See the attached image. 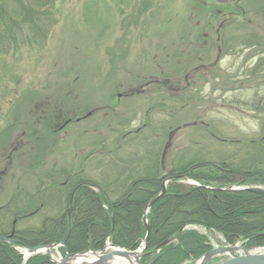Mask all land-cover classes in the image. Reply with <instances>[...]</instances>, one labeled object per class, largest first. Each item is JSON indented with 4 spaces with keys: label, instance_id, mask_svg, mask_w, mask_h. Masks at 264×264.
I'll list each match as a JSON object with an SVG mask.
<instances>
[{
    "label": "rangeland",
    "instance_id": "374dc122",
    "mask_svg": "<svg viewBox=\"0 0 264 264\" xmlns=\"http://www.w3.org/2000/svg\"><path fill=\"white\" fill-rule=\"evenodd\" d=\"M58 10V22L43 49L26 47L4 61L9 76L0 79V207L30 200L34 211L36 194L41 195L48 182L60 187L68 174L80 169L95 175L90 153L114 147L122 131L164 115L173 101L183 104L182 112L192 114L191 119L229 134L224 136H250L257 130L262 115L249 105L255 94L264 96V81L245 74L264 64V48L252 46L264 37V0H60ZM197 132L181 130L173 144L193 145L200 140ZM177 179L188 187L215 191L230 186L264 190L262 184L213 188L194 179ZM47 191L42 199H54L47 214L54 217L61 211L66 223L72 204L68 206L58 189ZM40 220L36 214L16 226ZM182 231L205 238L208 249L202 255L227 246L250 254L264 248V239L229 244L222 233L197 224H186ZM60 242L45 244L52 246L50 254H28L35 246L13 248L20 255L19 264H30L40 254L57 264L66 254L106 255L113 250L108 238L100 249L74 253ZM142 255L138 260L145 264ZM229 256L219 253L205 264H218Z\"/></svg>",
    "mask_w": 264,
    "mask_h": 264
},
{
    "label": "trees",
    "instance_id": "16d2710c",
    "mask_svg": "<svg viewBox=\"0 0 264 264\" xmlns=\"http://www.w3.org/2000/svg\"><path fill=\"white\" fill-rule=\"evenodd\" d=\"M59 2L0 0V79L9 76L3 67L8 56L26 47L29 50L46 46L58 22ZM254 45L264 48V37L254 41ZM263 72L264 64L259 63L245 76L264 81V75H259ZM174 97L182 100L181 96ZM260 100L264 96L255 94L249 105L262 115L257 118V130L250 136H224L229 134L216 127L214 132L201 119H191L192 114L182 112L183 104L173 101L174 105L164 115L148 118L136 129L122 131L114 147L90 153L94 154L90 158H94L95 175L80 169L68 174L60 187L48 182L41 195L47 194L51 187L65 193L62 196L68 206L72 198L67 251L100 249L107 238L115 246L137 249L146 235L142 222L145 207L160 193L162 183L169 177L190 178L213 188L264 185V101ZM189 128L198 131L200 140L192 141L193 145L188 147L181 143L174 145L177 132ZM41 195L36 194L34 211L31 206L35 203L30 200L24 204L8 202L0 207V235L10 240L0 238V264L20 263L14 245L39 246L64 238L67 220L66 223L61 220L63 212L50 217L46 208L54 206V199L48 200L50 196L45 201ZM36 214L41 216L40 223L16 226L20 220ZM146 217L151 233L142 255L145 264H181L208 249L205 238L182 231L186 224L216 230L229 244L243 239L254 243L263 240L264 193L188 187L176 179L167 183L164 194ZM30 264L50 263L40 254L33 256Z\"/></svg>",
    "mask_w": 264,
    "mask_h": 264
},
{
    "label": "water",
    "instance_id": "95a60500",
    "mask_svg": "<svg viewBox=\"0 0 264 264\" xmlns=\"http://www.w3.org/2000/svg\"><path fill=\"white\" fill-rule=\"evenodd\" d=\"M177 178H179V176L167 178L162 183L160 193L155 198H153L145 207V211H144L143 217H142V222L146 228L145 239H144V242L142 243V245L139 249L132 251L137 256H139L144 251V249L146 248L147 242L149 240V237H150L151 226L147 223V218H146V215H147L149 209L164 194V192L166 190V184L169 181H171L173 179H177ZM227 190H231V191H238V190L241 191L242 190V191H249V192H254V193H264L263 189L255 188V187L230 186L227 188ZM71 201H72V198L70 200V204H71ZM14 223H15V220H14ZM70 232H71V206L68 208V220H67L66 232H65L64 238L59 243L61 246L65 247V243L69 237ZM0 238L3 240L10 241L9 238H7L6 236L0 235ZM109 246L111 248H118V247L113 246L111 244H109ZM51 247H52L51 245H39V246H35V247H30V248H28V254L33 253V252H37V251H43V250L46 251L48 254H50L49 249ZM120 249L125 250V251H129V250H126L124 248H120ZM224 251H225L224 248H218V249H214L208 253H211L212 255L215 256V254L217 255L219 253H223ZM241 251H243V252H241V253L237 252V254H238L237 256H229L227 259L223 260L222 262H220L218 264H264V254H247L246 252H244V250L242 248H241ZM207 254L202 255L198 259L205 257ZM223 254H225V253H223ZM110 255H111V253H108V254H106V257H109ZM225 255H227V254H225ZM74 256L75 255L66 254L65 257L60 262H58L57 264H68L69 259L74 258ZM198 259L194 260L191 264L195 263Z\"/></svg>",
    "mask_w": 264,
    "mask_h": 264
},
{
    "label": "bare ground",
    "instance_id": "6f19581e",
    "mask_svg": "<svg viewBox=\"0 0 264 264\" xmlns=\"http://www.w3.org/2000/svg\"><path fill=\"white\" fill-rule=\"evenodd\" d=\"M142 245V243H141ZM224 252L227 255L232 256L234 252H243L239 246H227L224 247ZM247 254L248 251H245ZM255 252V251H253ZM109 257H106L105 254L101 253H89L85 256H76L75 261L70 264H140L138 256L132 251L121 250L120 248H113ZM264 254V248L258 249L255 254ZM216 255V254H215ZM214 255L208 253L205 257L198 259L193 264H205L208 260L213 258Z\"/></svg>",
    "mask_w": 264,
    "mask_h": 264
}]
</instances>
